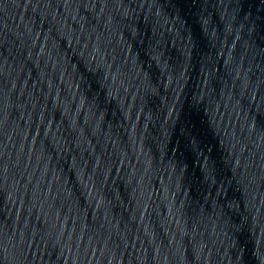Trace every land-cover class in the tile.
<instances>
[{"label":"water","instance_id":"water-1","mask_svg":"<svg viewBox=\"0 0 264 264\" xmlns=\"http://www.w3.org/2000/svg\"><path fill=\"white\" fill-rule=\"evenodd\" d=\"M0 264H264V0H0Z\"/></svg>","mask_w":264,"mask_h":264}]
</instances>
